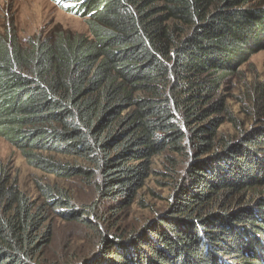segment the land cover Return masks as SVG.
<instances>
[{
    "label": "trees",
    "instance_id": "trees-1",
    "mask_svg": "<svg viewBox=\"0 0 264 264\" xmlns=\"http://www.w3.org/2000/svg\"><path fill=\"white\" fill-rule=\"evenodd\" d=\"M51 1L87 35L0 34V138L32 169L91 184L115 214L156 156L189 154L167 211L134 232L98 223L97 255L80 264H264V81L249 85L248 127L220 96L264 48L263 0ZM35 188L39 205L0 163V264H54L51 210L93 224L95 203Z\"/></svg>",
    "mask_w": 264,
    "mask_h": 264
},
{
    "label": "rangeland",
    "instance_id": "rangeland-1",
    "mask_svg": "<svg viewBox=\"0 0 264 264\" xmlns=\"http://www.w3.org/2000/svg\"><path fill=\"white\" fill-rule=\"evenodd\" d=\"M57 30L87 35L82 18L65 13L51 0H0V34L14 31L18 43L23 45L32 36L48 37ZM262 81L264 48L254 54L240 68L239 74L229 78L221 89L220 96L225 99L228 112L246 127L252 123L250 116L244 112L246 109L251 111L252 107L250 86ZM220 133L231 137L235 131L231 124H224ZM188 156L171 151L156 156L133 203L115 214L113 205L100 200L91 184L81 178L58 179L32 169L16 149L0 138V163L8 166L17 179L19 190L33 203L39 205L42 202L36 184H49L57 190L66 191L76 210L95 203L89 216L93 223L91 227L76 220H64L56 210L48 212L46 226L50 227L52 236L50 245L44 250V258L54 264H80L94 260L98 248L94 228L98 227V223L102 232L113 235L138 231L147 222L163 215L173 200L177 184L185 178Z\"/></svg>",
    "mask_w": 264,
    "mask_h": 264
}]
</instances>
